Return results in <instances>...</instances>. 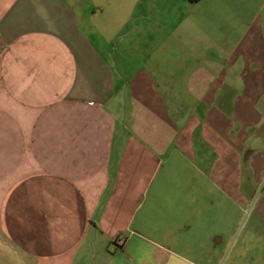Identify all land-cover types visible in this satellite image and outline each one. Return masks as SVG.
I'll use <instances>...</instances> for the list:
<instances>
[{"label":"crops","instance_id":"obj_1","mask_svg":"<svg viewBox=\"0 0 264 264\" xmlns=\"http://www.w3.org/2000/svg\"><path fill=\"white\" fill-rule=\"evenodd\" d=\"M263 176L264 0H0V264H211Z\"/></svg>","mask_w":264,"mask_h":264},{"label":"rangeland","instance_id":"obj_2","mask_svg":"<svg viewBox=\"0 0 264 264\" xmlns=\"http://www.w3.org/2000/svg\"><path fill=\"white\" fill-rule=\"evenodd\" d=\"M246 188L240 200H230L229 254L222 258L214 256L211 264H264V221L254 209L255 202L264 194V176Z\"/></svg>","mask_w":264,"mask_h":264},{"label":"built area","instance_id":"obj_3","mask_svg":"<svg viewBox=\"0 0 264 264\" xmlns=\"http://www.w3.org/2000/svg\"><path fill=\"white\" fill-rule=\"evenodd\" d=\"M116 242H117V244H118L119 246H122V245L124 244L125 241H124V239H122V238H118Z\"/></svg>","mask_w":264,"mask_h":264},{"label":"trees","instance_id":"obj_4","mask_svg":"<svg viewBox=\"0 0 264 264\" xmlns=\"http://www.w3.org/2000/svg\"><path fill=\"white\" fill-rule=\"evenodd\" d=\"M187 1H189L191 3H196V2H199L200 0H187Z\"/></svg>","mask_w":264,"mask_h":264}]
</instances>
